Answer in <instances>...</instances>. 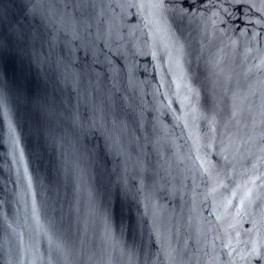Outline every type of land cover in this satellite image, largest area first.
Here are the masks:
<instances>
[{"label":"water","instance_id":"1","mask_svg":"<svg viewBox=\"0 0 264 264\" xmlns=\"http://www.w3.org/2000/svg\"><path fill=\"white\" fill-rule=\"evenodd\" d=\"M0 264H264V0H0Z\"/></svg>","mask_w":264,"mask_h":264}]
</instances>
